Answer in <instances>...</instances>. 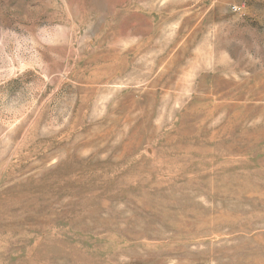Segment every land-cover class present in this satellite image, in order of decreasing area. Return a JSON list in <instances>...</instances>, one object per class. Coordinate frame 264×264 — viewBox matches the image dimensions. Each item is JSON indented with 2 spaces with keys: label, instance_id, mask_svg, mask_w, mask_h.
I'll list each match as a JSON object with an SVG mask.
<instances>
[{
  "label": "rangeland",
  "instance_id": "374dc122",
  "mask_svg": "<svg viewBox=\"0 0 264 264\" xmlns=\"http://www.w3.org/2000/svg\"><path fill=\"white\" fill-rule=\"evenodd\" d=\"M0 264H264V0H0Z\"/></svg>",
  "mask_w": 264,
  "mask_h": 264
}]
</instances>
